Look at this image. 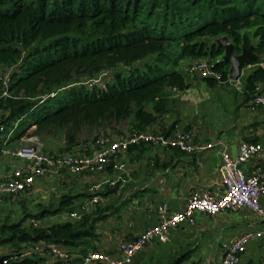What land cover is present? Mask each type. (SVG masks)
I'll return each instance as SVG.
<instances>
[{
	"label": "trees",
	"instance_id": "obj_1",
	"mask_svg": "<svg viewBox=\"0 0 264 264\" xmlns=\"http://www.w3.org/2000/svg\"><path fill=\"white\" fill-rule=\"evenodd\" d=\"M222 37L236 55L254 47L257 58L242 83L249 102L264 89V0H0V65L16 66L7 97L0 84V156L25 136L65 141L73 149L128 121L131 132L157 126L163 116L178 115L175 95L192 86L187 61L211 60L221 86H234L216 42ZM74 199L63 196L55 210L25 211L20 222L1 226L0 249L19 255L23 245L46 242L83 251L110 208L98 207L80 222L27 225L67 211ZM186 256L169 264H184ZM10 264L41 263L25 258Z\"/></svg>",
	"mask_w": 264,
	"mask_h": 264
},
{
	"label": "crops",
	"instance_id": "obj_2",
	"mask_svg": "<svg viewBox=\"0 0 264 264\" xmlns=\"http://www.w3.org/2000/svg\"><path fill=\"white\" fill-rule=\"evenodd\" d=\"M194 78L189 90L175 95L181 104L178 115L163 116L153 128L169 134L173 133L168 131L169 128L177 122V128L195 135L199 147L195 154L187 155L145 144L122 153L117 162L102 171H89L79 176L61 172L36 180L34 194L30 197L41 200L43 196H54L57 203L63 196L74 197L73 205L67 210L69 213L78 210L88 199L86 190L89 185L116 178L118 165H125L122 176L126 184L123 188L105 192L108 202L102 208L111 210L96 225L97 238L83 247L84 252L100 251L118 257L120 243L132 242L148 228L158 225L157 210L162 203L167 202L172 213H180L185 210L192 192L221 193L219 169L223 145L229 148L232 157H237L243 142L261 144V157L242 165L241 170L248 175L258 173L264 180V108L254 112L249 107L251 101H246L243 92H235L237 97H233L226 92L229 87L218 85L210 88L204 80L197 78L198 81H194ZM225 100H230L226 110ZM132 128L133 123L128 121L118 132L110 131L107 135L122 138ZM16 142L19 141L9 144V147ZM55 142L57 145L51 149L55 156L81 155L90 150L93 140L73 149H69L65 141ZM7 166L9 170L5 171ZM7 166L0 165V178L10 177L16 170L13 165ZM18 166L22 167L23 163ZM260 205L264 208V197L260 199ZM193 219L194 224L183 223L171 229L167 243H154L139 252L133 264H169L185 254L188 256L184 264H221L220 245L223 241L263 227L260 217L247 210L226 212L215 217L195 213ZM67 221L69 219L63 222ZM240 264H264V239L248 246Z\"/></svg>",
	"mask_w": 264,
	"mask_h": 264
},
{
	"label": "built area",
	"instance_id": "obj_3",
	"mask_svg": "<svg viewBox=\"0 0 264 264\" xmlns=\"http://www.w3.org/2000/svg\"><path fill=\"white\" fill-rule=\"evenodd\" d=\"M16 66L0 65V84L3 96L9 95V88ZM186 72L199 79H215L219 85H224L221 75L212 68V61L200 59L188 65ZM231 84H236L230 80ZM238 83V82H237ZM252 111L264 108V89L255 94L249 104ZM17 128V125L15 126ZM36 126H33L35 128ZM151 128V127H150ZM141 132H129L122 138L115 139L112 135H102L93 140L90 150L81 155H51L44 152L43 144L38 136H25L19 140L22 145L18 150L3 149V154L19 159L23 166L13 171L12 176L0 178V197H10L17 202L25 201L33 195L37 179L48 175H57L68 172L73 176L85 172L102 171L105 167L117 162L122 153L130 147L142 144L152 145L163 149L179 151L181 153L195 154L199 147L192 132L176 128L167 135L152 127ZM0 128V133H4ZM13 136L11 131L5 140V145ZM209 148H212L210 146ZM263 146L259 143L243 142L237 157H232L229 148L223 145L222 160L219 169L221 179V193L192 192L190 193L186 208L183 212L172 213L167 202L161 204L157 213L158 225L148 228L132 242H122L119 245V256L114 257L100 251L70 250L60 245L39 242L28 246L23 245L19 255L15 250L8 249L0 264H10L23 259L35 258L41 264H133L136 255L154 243L165 244L171 229L183 223L194 224V214L201 213L215 217L219 214L235 211H251L263 221L259 230H249L232 240H225L220 245L222 254L221 264H240V259L246 253L248 246L264 239V208L260 199L264 197V180L258 173L248 175L239 168L253 159L260 158ZM119 175L114 179H104L87 187L88 199L76 211L69 212V220L80 222L84 215L95 212L108 202L105 192L123 188L126 179L122 176L125 165L117 167ZM41 222L30 219L28 226L41 227ZM2 258V257H1Z\"/></svg>",
	"mask_w": 264,
	"mask_h": 264
},
{
	"label": "rangeland",
	"instance_id": "obj_4",
	"mask_svg": "<svg viewBox=\"0 0 264 264\" xmlns=\"http://www.w3.org/2000/svg\"><path fill=\"white\" fill-rule=\"evenodd\" d=\"M193 61H187L186 64H192ZM185 64V65H186ZM250 69L246 70L243 74H242V82H238L235 84V86H229V90L226 91L229 94H231L233 97H237V95L235 94V92L240 93V91L242 92L243 90V81L246 78V75L249 73ZM103 79V78H101ZM194 81H198L197 78H194ZM98 82V80H97ZM232 87V88H231ZM229 103L230 100H225L224 104L225 107L224 109L226 110L227 108H229ZM107 135V134H104ZM88 136V133H85L83 135V138L85 139ZM101 136V135H100ZM41 143L43 144V150L46 153H49L51 155H55L54 153H52L51 149H53L55 147V145H57L56 142L58 141H51V142H44V140L41 138L40 139ZM22 145L19 142H16L15 145L9 147V150H18ZM65 155V154H64ZM9 162V163H8ZM11 163V164H10ZM23 162L18 160L17 158L14 157H10L7 155H2L0 158V165H13L14 169H18L21 168V166H18V164H22ZM9 170V166H7L5 168V171ZM12 170V169H11ZM55 190V188L53 189ZM34 194V192H33ZM36 197V196H35ZM54 196H50L47 198V196H43L41 197V200H45V201H41L39 199H32V197H28L26 198V200L23 202V204H20L19 202L15 201V200H1L0 201V227L3 225H13L16 224L18 222H20L23 217H24V212L28 211L27 213H31V214H37L42 208L46 207L48 209L51 210H55L56 208H58L60 203H57V200L55 201L53 199ZM64 214V215H63ZM63 217V219H62ZM69 219V214L67 211H64L62 213H59L57 215H49L47 217H45L43 219V222H41L42 226H50L53 224H57V223H61L64 220H68ZM9 247H3L0 249V257L5 255L8 252Z\"/></svg>",
	"mask_w": 264,
	"mask_h": 264
},
{
	"label": "water",
	"instance_id": "obj_5",
	"mask_svg": "<svg viewBox=\"0 0 264 264\" xmlns=\"http://www.w3.org/2000/svg\"><path fill=\"white\" fill-rule=\"evenodd\" d=\"M225 50L222 61L230 64V80L232 82H239L241 80L243 71L249 67V62L257 58L254 53V47L245 48L240 55H236L233 50L232 43L229 42L227 37H222L216 40ZM242 169V165L239 166Z\"/></svg>",
	"mask_w": 264,
	"mask_h": 264
}]
</instances>
